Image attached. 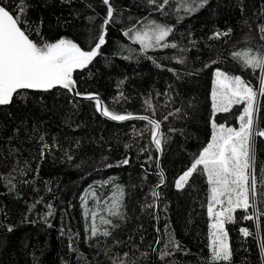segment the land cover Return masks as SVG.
Listing matches in <instances>:
<instances>
[{
	"label": "trees",
	"instance_id": "16d2710c",
	"mask_svg": "<svg viewBox=\"0 0 264 264\" xmlns=\"http://www.w3.org/2000/svg\"><path fill=\"white\" fill-rule=\"evenodd\" d=\"M19 2L3 0L14 14H19ZM113 3L119 9L116 22L107 27L101 54L74 72L77 91L98 95L110 110L160 121L161 170L147 121L109 120L96 110L95 100H79L63 88L22 91L11 104L0 107V264H113L117 257L124 264H208L207 177L198 170L184 188L177 189L175 182L211 141L215 69L256 83L258 73L242 69L231 53L264 45L257 29L264 24V0H208L191 14L176 10L180 0H170L167 15L146 0ZM24 5L21 20L31 30L30 38L70 39L84 50L97 42L107 11L102 0H24ZM145 16L174 26L169 41L179 47L142 54L123 31ZM228 29L232 30L228 36L212 38ZM127 49H135L131 59H125L130 55ZM176 57H183L184 63ZM146 99L152 102L151 110H145ZM260 105L257 123L264 129V98ZM242 107L217 114V123L238 127ZM45 143L50 147L41 157ZM255 157L260 176L264 138H256ZM126 158L127 165L119 163ZM9 176L14 188L7 183ZM110 178L112 184L99 187ZM116 185L125 194L123 219L112 218L117 227L109 229L110 237L93 238L81 197L90 188L110 194ZM258 189L264 192V186ZM153 190L159 194L158 229ZM256 204L264 211V197ZM249 214L251 209L247 213L238 209L235 222L226 225L231 264H264V215L259 221L245 220ZM241 228L252 234L243 236ZM170 239L178 249L166 247Z\"/></svg>",
	"mask_w": 264,
	"mask_h": 264
},
{
	"label": "snow or ice",
	"instance_id": "6c2138e0",
	"mask_svg": "<svg viewBox=\"0 0 264 264\" xmlns=\"http://www.w3.org/2000/svg\"><path fill=\"white\" fill-rule=\"evenodd\" d=\"M102 2L107 6V11L96 38L97 42L89 50H84L70 39L61 38L56 42L35 41L30 38L31 30L24 28L21 20L25 7L24 0L19 2L17 9L19 14H14L4 5L3 0H0V106L11 104L14 97L24 90L49 91L57 86L69 92L75 90L76 81L73 73L76 70L87 68L101 54V47L106 43L107 27L116 22L119 14V9L114 6L113 0H102ZM146 3L155 6V10L161 15H167L165 8L170 4V0H146ZM207 4L208 0H180V8L176 10L183 9L186 14H191ZM257 29L260 40L264 41V24H258ZM231 31L228 29L224 32H215L212 38L219 39L222 36H228ZM173 33L174 26L150 16L137 19L123 31L125 37L133 44L139 45L140 52L144 55H147L150 50L178 48L177 43L169 41ZM37 35H39L38 31ZM127 50L130 55L125 59H131V53L135 49ZM181 50L185 51V49ZM231 56L242 69L258 73L256 83L253 84L251 80L244 79L242 75L231 73L220 67L215 69L210 93L211 127L213 129L211 141L199 152L191 167L175 182L177 189L184 188L198 170H201L207 177L209 185L207 214L211 221L208 264H231L232 250L226 225L235 222L234 213L238 209L246 213L249 209L252 210V214L244 216L245 220L259 221L260 216L264 215V211H261L256 204L258 197H264V192L258 189V185L264 186V168L260 170V176L257 175L255 169L256 138H264V129L257 123L261 108L260 100L264 98V45L255 48L246 46L233 51ZM148 58L152 59V57ZM174 59L178 63H184L183 57ZM216 63L212 61V64ZM209 66L204 65L205 68ZM157 67L162 66L157 64ZM168 71L174 72L173 69H168ZM75 95L95 100L96 110L112 121L122 122L131 119L147 121L151 126L152 142L158 150L161 148L160 121L147 115L133 116L132 113L110 110L98 96L92 93L77 91ZM145 105L146 111L153 107L150 99L145 100ZM240 105H243V108L237 117L239 127L217 123V114L230 113L235 106ZM176 111L179 112V109ZM167 119L168 117L165 116L164 120ZM40 139L43 141V137ZM49 147L46 143L42 145L41 157L45 155V150ZM119 163L127 165L129 160L126 158ZM105 166L112 167L113 165ZM6 179L9 186L14 188L11 177ZM160 183H163L162 176ZM110 184H112L111 178L100 182L99 187L104 188ZM124 195L123 188L116 185L115 190L110 194L104 195L96 188H90L81 197L84 216L90 220L88 230L91 237L112 235L109 229L117 227L112 218L123 219L124 216L122 211ZM152 195L158 198L159 194L153 190ZM89 198L92 202L91 206ZM153 206L152 204L146 205L149 208ZM48 208V215L51 216L52 206L49 205ZM7 230L11 232L13 229L9 227ZM240 232L245 237L252 234L248 228H241ZM169 246L179 248V244L174 239L169 240L166 247ZM171 254V252L165 253V255ZM124 255L127 256V253ZM113 264H124V261L117 257L113 260Z\"/></svg>",
	"mask_w": 264,
	"mask_h": 264
},
{
	"label": "water",
	"instance_id": "95a60500",
	"mask_svg": "<svg viewBox=\"0 0 264 264\" xmlns=\"http://www.w3.org/2000/svg\"><path fill=\"white\" fill-rule=\"evenodd\" d=\"M73 78H74V73H73ZM75 80V79H74ZM56 88H61V87H59V86H57ZM54 89V88H53ZM52 90V89H51ZM28 91H39V90H28ZM42 92H45V91H42ZM75 92H77V87L75 88V90L73 91V92H71L72 93V95L75 97V98H77V99H79V100H88V99H86V98H83V97H81V96H77V95H75ZM96 96H98V95H96ZM99 97V96H98ZM99 99L101 100V98L99 97ZM102 101V100H101ZM103 103V102H102ZM0 107H2V106H0ZM100 113V112H99ZM140 116V115H139ZM105 117V116H104ZM107 118V117H106ZM107 119H109V118H107ZM110 120V119H109ZM115 122H119V121H115ZM161 153H162V151H161V148L159 149V159H158V167H159V169L161 170V167H160V160H161ZM158 208H159V197L157 198L156 197V217H157V229H158V225H159V222H158ZM157 245H158V243H157ZM156 258V247H155V250H154V259Z\"/></svg>",
	"mask_w": 264,
	"mask_h": 264
},
{
	"label": "rangeland",
	"instance_id": "374dc122",
	"mask_svg": "<svg viewBox=\"0 0 264 264\" xmlns=\"http://www.w3.org/2000/svg\"><path fill=\"white\" fill-rule=\"evenodd\" d=\"M242 108H243V107H242ZM227 126H232V127H234L233 125H229V124H228ZM238 127H239V124H238Z\"/></svg>",
	"mask_w": 264,
	"mask_h": 264
}]
</instances>
